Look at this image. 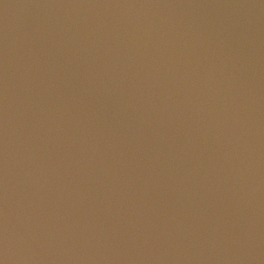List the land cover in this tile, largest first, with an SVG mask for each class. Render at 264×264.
Here are the masks:
<instances>
[{"label":"water","instance_id":"1","mask_svg":"<svg viewBox=\"0 0 264 264\" xmlns=\"http://www.w3.org/2000/svg\"><path fill=\"white\" fill-rule=\"evenodd\" d=\"M0 264H264V0H0Z\"/></svg>","mask_w":264,"mask_h":264}]
</instances>
